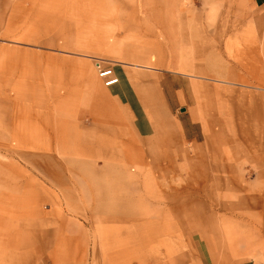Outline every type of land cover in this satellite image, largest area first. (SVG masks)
<instances>
[{"label":"rangeland","instance_id":"obj_1","mask_svg":"<svg viewBox=\"0 0 264 264\" xmlns=\"http://www.w3.org/2000/svg\"><path fill=\"white\" fill-rule=\"evenodd\" d=\"M250 13L249 0H0L12 70L24 51L30 79L34 36L101 48L152 126L33 137L38 91L0 84V264H264V19L252 32Z\"/></svg>","mask_w":264,"mask_h":264},{"label":"crops","instance_id":"obj_2","mask_svg":"<svg viewBox=\"0 0 264 264\" xmlns=\"http://www.w3.org/2000/svg\"><path fill=\"white\" fill-rule=\"evenodd\" d=\"M249 3L251 19L257 23L250 30L258 33V22L264 19V0H249ZM29 42L36 47L31 52V61L27 62L31 68L30 79L26 78L27 73L23 69L24 51H18L15 55V58H21V64H16L20 67L17 70H12L14 66L8 60L11 56L1 53L0 84H8L5 88L19 90L28 89L30 81L31 89L38 91L32 98L33 137H51L53 127L55 130L66 129L55 133L58 137L114 139L127 136L125 132L131 127L141 138L151 136L150 121L147 117L137 116L140 111L136 109V95L127 73L118 68H108L113 60H103L106 52L101 48L57 50L55 40L50 37L35 40L34 36ZM117 63L120 65L121 62ZM105 69L113 71L118 79L117 84L110 87L104 85L99 72ZM39 107H47L46 112ZM67 131L82 133H64Z\"/></svg>","mask_w":264,"mask_h":264},{"label":"built area","instance_id":"obj_3","mask_svg":"<svg viewBox=\"0 0 264 264\" xmlns=\"http://www.w3.org/2000/svg\"><path fill=\"white\" fill-rule=\"evenodd\" d=\"M100 76L105 79V85L107 87L113 86L118 83V79L114 76L111 69L102 72Z\"/></svg>","mask_w":264,"mask_h":264},{"label":"bare ground","instance_id":"obj_4","mask_svg":"<svg viewBox=\"0 0 264 264\" xmlns=\"http://www.w3.org/2000/svg\"><path fill=\"white\" fill-rule=\"evenodd\" d=\"M98 67V69L100 68L99 66H97ZM136 67H142V68H149V67H144V66H137L136 65ZM109 70V69H108ZM104 71H107V69H105ZM104 71H101L100 70V72H99V78H101L102 80H103V82H104V85H105V79L104 78H102L101 76H100V74L102 73V72H104ZM106 86V85H105Z\"/></svg>","mask_w":264,"mask_h":264}]
</instances>
